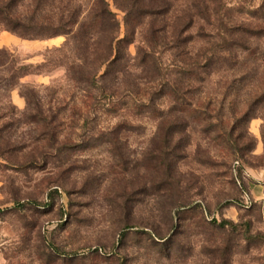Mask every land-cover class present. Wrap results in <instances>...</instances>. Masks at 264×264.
Returning <instances> with one entry per match:
<instances>
[{
    "label": "rangeland",
    "instance_id": "obj_1",
    "mask_svg": "<svg viewBox=\"0 0 264 264\" xmlns=\"http://www.w3.org/2000/svg\"><path fill=\"white\" fill-rule=\"evenodd\" d=\"M104 1L0 31V264H264V0Z\"/></svg>",
    "mask_w": 264,
    "mask_h": 264
},
{
    "label": "trees",
    "instance_id": "obj_2",
    "mask_svg": "<svg viewBox=\"0 0 264 264\" xmlns=\"http://www.w3.org/2000/svg\"><path fill=\"white\" fill-rule=\"evenodd\" d=\"M81 0H50V6L55 7L56 14L43 16L40 13L41 0H32V10L27 15L17 12L18 3L21 0H0V31L7 30L22 38L42 39L50 38L59 34L68 35L71 27L78 23L82 16ZM165 0H163V4ZM48 4V5H49ZM60 5V6H59ZM94 7L88 12L90 19L89 25H98L100 30L112 27L113 13L107 8L104 0H94ZM145 0H129L126 8V18L135 17L136 25L140 23V18L145 15L154 13V9L148 6ZM50 11V9H49ZM81 25V23H80ZM116 25V24H115ZM114 26V25H113ZM134 30L126 32L124 37L112 36L109 42V51L111 53L112 62L122 61L124 59L121 54V47L130 42ZM9 54L5 48H0V68L9 71L6 64ZM25 65H20L15 71H24ZM51 253L58 259L65 260L66 253L61 252L58 248L50 245L48 247Z\"/></svg>",
    "mask_w": 264,
    "mask_h": 264
}]
</instances>
